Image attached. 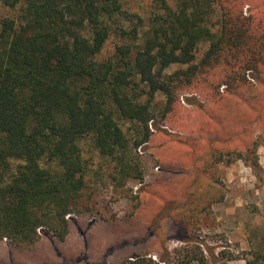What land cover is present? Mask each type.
<instances>
[{"label": "trees", "instance_id": "obj_1", "mask_svg": "<svg viewBox=\"0 0 264 264\" xmlns=\"http://www.w3.org/2000/svg\"><path fill=\"white\" fill-rule=\"evenodd\" d=\"M227 2L151 0L146 17L127 0H0L20 13L0 18V241L30 246L68 235V217L87 208L82 141L92 139L123 179L142 180L120 121L144 129L133 143L141 147L158 94L166 117L176 94L209 69L225 67L235 84L259 73L264 24ZM110 41L114 52L103 56ZM172 66L181 69L167 75ZM133 259L123 264H152Z\"/></svg>", "mask_w": 264, "mask_h": 264}, {"label": "rangeland", "instance_id": "obj_2", "mask_svg": "<svg viewBox=\"0 0 264 264\" xmlns=\"http://www.w3.org/2000/svg\"><path fill=\"white\" fill-rule=\"evenodd\" d=\"M226 6L235 0H227ZM235 14L264 24V0H236ZM143 16L151 0H127ZM19 9L0 8V18ZM264 27V26H263ZM110 41L103 52H114ZM208 46L196 53L197 62ZM235 84L223 66L209 69L176 95L166 117L155 97L150 139L120 121L143 179H123L92 139L81 142L88 161L83 214L70 215L65 238L43 236L30 246L0 241V264H264V64ZM181 67L166 71L172 75ZM118 167V169H117ZM162 259L165 260V262Z\"/></svg>", "mask_w": 264, "mask_h": 264}]
</instances>
